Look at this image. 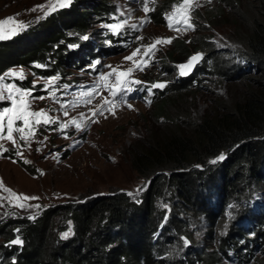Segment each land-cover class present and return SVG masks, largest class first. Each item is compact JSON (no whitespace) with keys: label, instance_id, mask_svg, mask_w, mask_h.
Wrapping results in <instances>:
<instances>
[{"label":"trees","instance_id":"16d2710c","mask_svg":"<svg viewBox=\"0 0 264 264\" xmlns=\"http://www.w3.org/2000/svg\"><path fill=\"white\" fill-rule=\"evenodd\" d=\"M181 2H164L151 15L153 22L164 23L166 10ZM211 6L203 19L209 23L224 19L243 46V65L217 69L223 77L249 80L240 86L238 101L219 102L213 114L192 121L182 107L186 94L182 90H193V76L169 84L155 103V117L163 125L130 150L134 169L149 180L142 200L135 202L117 190L85 202L52 205L33 221L25 217L0 221V264L13 260L16 264H186L184 258L202 257L198 254L202 252L206 255L202 264H225L232 252L244 258L243 264L251 261L253 243L264 234V211L257 214L249 205L254 193L264 188V0H215ZM108 15L111 10L104 0H73L37 25L0 41V74L26 66L39 75H62L68 67L95 59L99 47L80 37L89 34L94 16ZM67 45L78 47L72 50ZM186 45L184 40L175 43L168 58L183 53ZM247 69L250 78L245 76ZM220 154L225 159L212 164ZM164 203L170 207L167 219ZM230 208L233 218L226 233L218 235L217 227L226 221ZM184 213L208 220L206 240L217 241L215 248L194 250L187 220L181 218ZM17 228L19 233L14 231ZM67 229L71 235L65 240L60 233ZM16 235L23 246L5 247ZM180 236L190 242L184 258L170 250Z\"/></svg>","mask_w":264,"mask_h":264},{"label":"rangeland","instance_id":"374dc122","mask_svg":"<svg viewBox=\"0 0 264 264\" xmlns=\"http://www.w3.org/2000/svg\"><path fill=\"white\" fill-rule=\"evenodd\" d=\"M104 1L107 2L111 15L103 19L100 16L96 18L94 16L90 32L87 34L88 40L99 47L95 59H89L78 68L68 67L62 75L57 73L52 76H43L26 66L12 67L4 73L19 72L23 69L25 77L23 81L6 76L5 82L14 83L25 89H31L35 83L37 87L33 95L45 98L33 100V110H47L49 116L58 117L60 122H70L76 118L81 121L82 129L78 130L74 125L63 130L57 125H52L55 131L41 127L30 142V147L25 146L20 149L23 152L22 158L15 156V149L11 142L0 141V144L9 149L8 153L0 156V182H2L0 183V221L2 222L17 217L28 218L33 214L38 218L46 208L52 205L85 202L90 198L111 194L117 190L133 193L131 198L135 202H140L149 180L143 178L134 169L130 150L142 145L149 138L151 130L163 125L159 122L160 119L157 120L155 117L157 108L155 107L156 97H154L162 90L154 89L153 94L148 95L146 86L156 82H167V87L171 83L180 84V81L189 75L179 76L177 66L188 62L190 57L197 53L203 54V59L192 73V76L196 75L190 81V88L193 90H182L183 93L186 92L185 103L182 105L186 115L192 121H199L208 114H213L219 102L231 104L235 100L238 101L243 88L241 85L249 81L234 77L226 78L217 71L219 66L227 68L232 64L241 63L243 46L235 37V28L223 23L224 19L217 23H209L203 19L204 11L212 7L211 5L214 6L215 0H193L189 23L194 24L195 27L185 32H172L173 28L179 24L175 17L171 18L173 27L170 29L168 26V17L180 3L171 4V9L163 14L164 23L156 24L151 15L167 0H147L150 9L148 13L143 11L144 0ZM56 3L57 0H0V21L8 17L15 18L13 24L4 26L5 35L9 38L13 37L62 10L56 7L55 11H50ZM46 12L50 14L45 16ZM113 17H117L118 20H114ZM123 20H127L128 23L119 37L102 27L103 24ZM20 23L26 27L12 34V29ZM133 24L137 25V29L131 28ZM137 37H143V39H137ZM161 38H172V43L157 45L153 56L143 57L148 60L144 70L134 69L129 77L130 80L143 82L140 85L133 84L132 87L135 90L126 93L127 102L132 105L131 108L120 102L124 93L114 98L106 88H99L98 94L94 93L93 97L81 95L97 84L100 73H110L113 68L117 71L134 68L133 62L126 61L125 57L131 55L137 47L152 44ZM183 40L187 44L186 50L183 53L178 51L168 58L175 43ZM143 52L144 48L141 47V54ZM141 54H138L135 59L140 60ZM97 60L100 64L93 70L90 65ZM54 76L60 79L49 84L48 78ZM245 76L250 78L253 75L247 69ZM108 83H115V75L109 78ZM65 84L69 85L67 90L63 88ZM46 87L48 91H45ZM141 88L145 90L141 91ZM53 89L57 96L56 101L51 96ZM105 97L108 101L114 102L111 111H114L115 115L109 111L104 115L97 114L92 117V111L102 104ZM89 99L91 103L83 102ZM146 100L150 103H146ZM62 104L67 105V116L64 115L65 108L61 106ZM3 106L0 104V107ZM81 113L85 115L81 117ZM14 135L17 137L18 144H24L19 140V134L14 133ZM40 141L44 142L40 143ZM38 148L40 151H37ZM23 159L31 161L30 164L25 165L26 168L20 163ZM37 170H41L44 174L41 175V171ZM6 189H11L16 194L39 197L38 200L24 203L38 204L41 207L20 209L16 206L18 202L15 197H12ZM261 202H264V189L252 201L254 205ZM162 207L165 208V212H170L168 204L164 203ZM233 214L228 212L225 223H219L216 232L218 235L226 233L229 227L228 221L233 218ZM181 218L187 220L185 222L188 231L193 235L194 250L205 249L207 252L215 248L217 241L208 243L206 240L211 224L204 216L184 213ZM69 223L64 221L63 225H69ZM184 238L180 236L183 244L181 241H175L174 246L170 248L177 257H183L186 248L190 246V244L184 245ZM198 254L202 257L191 260L193 264L202 262L206 256L203 252ZM263 254H257L256 264L258 262L264 264ZM227 263L236 264L232 261Z\"/></svg>","mask_w":264,"mask_h":264},{"label":"snow or ice","instance_id":"6c2138e0","mask_svg":"<svg viewBox=\"0 0 264 264\" xmlns=\"http://www.w3.org/2000/svg\"><path fill=\"white\" fill-rule=\"evenodd\" d=\"M193 3V0H182V3H180L178 6H176L175 11L171 13V15L168 17L169 19V28L171 29L173 27L171 23V18L175 17L177 19V22L181 24L185 30L192 28L194 29L195 25L192 23H189L191 19V5ZM72 4V0H57L56 5L52 7L50 11H55L56 7L63 9L67 8ZM143 11L145 13H148L150 11L147 0H144V7ZM50 12H46L45 16L49 15ZM123 15V13H121ZM114 20H118L117 17H113ZM15 21L14 17H8L3 21H0V41L8 39L9 36H6L4 33V26L13 24ZM128 23L127 20L118 21L115 23H107L103 24L102 27L109 30V32L119 37L122 34V31L125 27V25ZM26 25L23 23H20L17 27H14L12 29V34H15L18 30L25 28ZM131 28L137 29V25L133 24L131 25ZM81 40L87 41L89 39L88 35H83L80 37ZM137 39H143V37H137ZM110 43V42H109ZM172 38H161L155 40L152 44L149 45H142L140 47H137L131 55L125 57L126 61H132L134 68H128L125 71H117L115 68L112 69L110 73H100L99 79L97 81V84L94 85L89 91L81 93L82 96L87 97H93V94H98L99 88H106L108 91H110L112 97H117L119 94L124 93L125 95L121 99V103L127 104L129 108L132 107L131 104L127 102L126 93L130 91H134L135 89L132 87L133 84L140 85L143 82L139 80H130L129 77L133 73L134 69H138L140 71H143L144 68L148 65V60L143 59V57L150 58L155 54V51L157 50V45L160 44H171ZM68 48L74 49L78 47V45H67ZM141 47L144 48V52L141 54ZM138 54L142 55V58L140 60H136L135 58L138 56ZM203 59V54H195L190 57L188 62L182 63L178 65V74L181 77H186L191 74V71L194 69L196 64H198ZM100 64V61L97 60L95 63L91 64L90 67L95 70L96 66ZM36 67H43L42 65H36ZM111 68V66H108ZM115 75V83L109 84L108 80L109 78ZM12 77V78H19L21 81H23L24 73L23 69H21L19 72L17 71H11L6 74H0V104H3V107H0V141L7 140L12 143L15 149V156L16 157H23V152L20 150L21 148L25 146L30 147V142L35 138L36 132L41 128H48L51 131H55L56 129L52 128V125H57L59 129H67L70 126H75L76 129L80 130L82 129V123L81 121L77 120L76 118H73L70 122H60L58 117H51L48 115L47 110H33L32 109V101L37 99H44L43 96H34L33 92L37 85L33 83V86L31 89H25L23 87L17 86L14 83H6L5 77ZM60 77L54 76L51 78H48L49 84H52L53 82L59 80ZM167 87V82H156L152 83L150 86H146V91L148 95L153 94L154 89H160L163 90ZM63 88L67 90L69 88V85L65 84L63 85ZM141 91H144L145 88H141ZM45 91H48V88H45ZM52 99L54 101L57 100V96L55 95V89H53V92L51 93ZM84 103H91V100L83 101ZM114 102H110L107 100V98H104V101L101 105L97 107L96 110L92 111V117H95L97 114L104 115L105 112L111 111L113 107ZM146 103H150V101L146 100ZM63 108H65L64 115L67 116V105L62 104ZM75 106V105H73ZM112 115H115L114 111H111ZM81 117H83L85 114L81 113ZM95 122V121H93ZM86 126V125H85ZM14 133L19 134V140L23 141L24 144H18L17 143V137L14 135ZM44 141H40V143H43ZM37 151H40L38 148ZM9 149L5 148L3 144H0V156H3L5 153H8ZM11 158V157H8ZM225 159L224 154H220L216 159L212 160V164H216L219 161H223ZM15 162V161H14ZM22 162L27 165L30 164L31 161L27 159H23ZM41 171V170H37ZM44 173L41 171V175ZM2 183V182H0ZM12 197H15V200L18 202L17 207L20 209L24 208H36L39 209L41 206L36 205H30L27 203H24L26 201L30 200H38L39 197L35 196H27L23 194H16L12 192L11 189H6ZM137 191H141V189H137ZM130 197L133 196V193L129 192L127 193ZM37 216L33 214L32 216H29L28 219L35 220ZM16 233L20 232V229L17 228L14 230ZM71 235V231H65L61 233L62 239H68ZM24 241L20 237V235H16L14 239L10 240L8 244L5 245V247L11 248L12 246H23ZM184 244L185 246L189 245V241L184 238ZM13 264H16V262L13 260Z\"/></svg>","mask_w":264,"mask_h":264},{"label":"clouds","instance_id":"9594fccd","mask_svg":"<svg viewBox=\"0 0 264 264\" xmlns=\"http://www.w3.org/2000/svg\"><path fill=\"white\" fill-rule=\"evenodd\" d=\"M191 30V28H189V29H187V30H185V28L183 27V26H180V28H179V30H177V31H173L172 30V32H185V31H190ZM198 54V53H197ZM199 54H201V53H199ZM241 63H242V61H241ZM198 64H196V66H197ZM196 66L194 67V69L191 71V75H189L187 78H190V77H192V73L195 71V69H196ZM196 76V75H195ZM195 76H193V78L195 77ZM231 77V76H230ZM192 78V79H193ZM167 88V87H166ZM165 88V89H166ZM165 89H163V90H165ZM162 90V91H163ZM161 91V92H162ZM160 92V93H161ZM159 93V94H160ZM158 93L157 94H155V96L154 97H156L157 98V96L159 95ZM264 189V188H263ZM262 190V189H261ZM261 193V191L260 192H255L254 193V198L258 195V194H260ZM253 198V199H254ZM253 199L252 200H250V202H249V205H250V207H251V209L252 210H257V214H262V212L264 211V202H261L260 204H253L252 203V201H253ZM228 212H233L232 210H231V208L229 209V211ZM234 213V212H233ZM228 214V213H227ZM234 215V214H233ZM169 217V213H166V219ZM165 219V220H166ZM165 220H164V222H165ZM223 223H225V222H223ZM228 224H229V222H228ZM250 227V226H249ZM253 230L254 229H251V236H250V238H252L253 236H254V233H253ZM183 237H185L187 240H188V238H187V236H183ZM190 243V242H189ZM185 245V244H184ZM253 250H251V252L253 253V255L250 257L251 258V261H246L244 264H246L247 262L248 263H255L256 262V260H257V254L258 253H264V234L259 238V240L258 241H256V243L254 242L253 243ZM255 253V254H254ZM263 256H264V254H263ZM183 258H184V256H183ZM243 257H237L235 254H234V252H232L231 254H230V257H229V259H225L226 261H225V264H228L227 263V261L229 262V261H232L233 263H235L236 262V264H243V261L242 260H244V258L242 259ZM185 259V262H186V264H193V262H191V260H194V259H191V258H184ZM189 260H190V262H189ZM188 261V262H187ZM255 261V262H254ZM196 264H202V262H196ZM256 264V263H255Z\"/></svg>","mask_w":264,"mask_h":264},{"label":"bare ground","instance_id":"6f19581e","mask_svg":"<svg viewBox=\"0 0 264 264\" xmlns=\"http://www.w3.org/2000/svg\"><path fill=\"white\" fill-rule=\"evenodd\" d=\"M90 106V105H89Z\"/></svg>","mask_w":264,"mask_h":264}]
</instances>
